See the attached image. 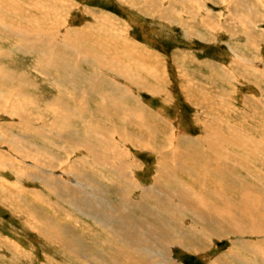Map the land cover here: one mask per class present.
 I'll use <instances>...</instances> for the list:
<instances>
[{"label":"rangeland","instance_id":"obj_1","mask_svg":"<svg viewBox=\"0 0 264 264\" xmlns=\"http://www.w3.org/2000/svg\"><path fill=\"white\" fill-rule=\"evenodd\" d=\"M4 1H7V0H4ZM24 1H25V3H24ZM29 1H30V3H28ZM71 1H73V2H71ZM147 1H149V3H151L150 6H149V3ZM172 1H174L176 4H174V2H172ZM180 1H182L183 3L180 2ZM140 2H143V3H140ZM33 3H35L36 7H35V5ZM72 3H74V4H72ZM189 3H191L193 6L191 4H189ZM236 3H237V5H236ZM83 4H87V5H83ZM161 4H162V6H161ZM17 5L18 6H23V8L20 7L19 10H18V8L16 9ZM189 5H191V6H189ZM184 6L186 8L182 9L181 7L184 8ZM250 7H252V8H250ZM2 8L3 9L5 8V9L3 10ZM38 8H39V10H38ZM74 8H76V9H74ZM77 8L80 9V10H78ZM172 8H173V10H172ZM27 9L32 11L33 14L32 13H27L26 12ZM131 9H132V11L134 10L133 13L130 12ZM197 9L198 10L200 9V10L198 11ZM181 10H184V11H181ZM225 10H226V12H225ZM15 11H17L18 13H16ZM48 12H49V14H48ZM170 12H171V14H170ZM230 12H232V13L230 14ZM0 13H1L0 14V25H3V26H10V25L11 26H18V27H19V25L23 26V27L27 26V28H31V29H29L28 33L37 32L36 30H38L40 28H41V30L50 29V30L54 31V33H52V34H60V36H62L63 38H66V39L70 40L71 43L73 42L74 45H75L76 41L81 42V40H79V39H82L83 41L85 40L84 41L85 45L81 44L80 46L81 47L84 46V50L87 49L88 50L87 52H89L90 54L93 53L92 55H95V57L97 56L96 58L103 57L100 60L102 61V63H101L102 66H103V63H105V65L102 67L104 72H107L112 77L116 76V78H118V83L119 84L123 83V84H125L127 86L126 88L122 89L123 92L121 90L119 91L118 99H119L120 95H123V98L125 99L124 102H126L128 105H129V103H131L133 105L134 104L137 105L136 100L135 99H131L132 98L131 97L132 94L127 91L128 87H130L132 89L134 95H137V98L139 99V100L138 99L137 100L141 103V104H138V105H141L140 107H145V111H144L145 114L148 115L150 111H153L152 113L151 112L150 113L153 114L156 117L158 116V119L163 118V120L160 121L161 124H163V122L166 123V124L168 123L170 128L172 127L173 129H176V131L177 132L179 131L181 134L184 132L183 135L185 137L190 138V140L194 139L195 137H196L195 138V140H196L199 137L201 138L204 134L206 135L205 137L203 136V138H201L203 140L202 142L200 140L198 141L199 142L198 145L190 144L192 146H189L190 149L187 151V153H186V151H182L185 148V146H184L185 144H183V145L179 144L180 148L182 146L181 150L180 149L178 150L180 152V154H176L177 152H175L174 150L169 151L170 153L168 152V156H167L168 159L165 158L161 162L162 163L166 162L170 169L173 168V167H174L173 169H175L178 166L184 165L185 161H186L185 158L187 160H191L193 158L192 161H193V163H194L193 165L195 167L200 168L203 165L202 168L204 170H205V168L208 167V169L205 170L206 172L209 171L210 169H211L210 171L217 170L215 165L220 162L221 167L224 166L223 168L226 169V172L229 170V172H228V174H229V176H228L229 177L228 178L229 184L225 185V186L224 185L222 186V191H223L222 193L226 194L225 196L228 197L229 199L233 200V198H234V201H236L237 203H242L243 202V199H242L243 195H242V193H240L237 190L236 185L238 186V184H239V186H244V185H249L250 184V186H252V185L256 186V184H257V186H256L257 188H259V187H260V189L264 188V185H263L264 184V180H263L264 179V158H263L264 157L263 156L264 155V129H263L264 126H262V125H264V83H263L264 82V75H263L264 74V71H263V69H264V66H263L264 65V63H263L264 62V0L263 1H261V0L260 1L259 0H235V2H234V0H231V1L230 0L229 1L228 0H224V1L223 0H196V1L195 0H188V1L187 0L186 1L185 0H178V1L177 0H164V1H162V0H8V3H3L2 4V2H0ZM75 13H76V15H75ZM135 13H137V14L135 15ZM177 13H179V14H177ZM187 14H188V16H187ZM14 15L16 16V18H15ZM71 15H73V16H71ZM243 15H245L244 18L245 17L247 18V19H245V21L243 19ZM14 18H15V20H14ZM172 18H174V19L172 20ZM219 18H220L221 21L219 20ZM74 19H76V20H74ZM30 20H32V21H30ZM150 20L152 22H150ZM67 21H68V23H67ZM76 21H77V23H76ZM172 22L175 23V24H173ZM234 25H235V27H234ZM72 26H74V27H72ZM228 26L229 27L232 26V27L229 28ZM69 27H71V28H69ZM186 27H189V28H186ZM0 28H1V26H0ZM225 29H227V30H225ZM0 30L2 31V32H0V41H1L0 42V46L3 47V49H7V51H12V52H9V53H11V55L13 54L12 57L14 56L13 57L14 60L10 56V57H7L8 59L5 58L1 62L4 63V65H6L7 68H9V69L12 68V70H15V72L17 71L18 75L21 74V73L23 74L25 72V75H28V78L36 86V87H34L32 89H31V87L26 89L25 93L28 94L32 90L34 92V94L39 97V99L41 101L40 105H44L45 103H49V102H56V99H57V102H59L61 100V98L65 99V101L67 103L66 105H68L67 107H71L72 105L75 104L74 106L76 108L75 107L73 108V106L71 108L74 110V114L75 115L78 114L80 116L78 118L76 116H74L76 118V120H75L76 124L78 123L76 126L79 127V128H77V127H75V128L78 131H80V132H78V134L82 135V136L89 135V134H91L89 132L93 130V134H95V136H93V137L89 136V137H91V139L89 141L87 140V144H88V146H94L95 145L94 148L97 149L98 153H97L96 156H93V157L90 154L88 155L87 153H85L84 154V157H85L84 165L87 168H89V170L94 166L92 168V170H97V171H94L93 174L94 175L96 174L97 178L99 180L102 179L100 181L103 183V185H105L107 187L106 188V192H107V190H109V192H108L109 195L108 196L111 197V200L114 199V201H112V202L115 203V201L119 200V203H121L122 197L125 196V195H122L121 187L116 186L117 183L115 182V180L117 179L118 175L115 174V171H114L113 168L117 164H123L124 165V163H127L125 165L129 166V162H132L134 160L135 163L133 165H136L135 168H131L130 166H129V168L125 167L126 168L125 170H127V171L129 170V171L133 172L131 174H128V176L130 177V179L132 178V180L135 178L136 181H135V179L133 181L137 182L141 186L150 185V183L153 182V177H154V175L156 173V169H157L156 164L162 158L161 155H158L155 152H153V150L150 151L149 149H142V150L140 149V150H138V149L135 148L137 146H135L133 144L134 146L133 145H129L130 149H131V153H129V156H127L128 158L127 157L124 158V160H126V158H127L128 161H124L122 159V161L120 163V159L116 155H114V154L112 156H109L107 154L105 155L106 151L102 147L103 145L100 144L101 136L99 135V133L95 129L96 125H98V124L100 126L102 125V126H105V127H106V125H108L110 128H112V127L117 128L119 133H121V131H122L121 128L125 127L128 124V123H126V121L131 119V118L128 117V118H126V121L124 120V117L126 116V111H124L125 109L123 108V110H122L121 106L120 107H116L115 101L111 102V104L109 105L111 109H106L105 108V106H106L105 98L102 97V99H101V97L98 96V94L96 95L95 93H91L90 89L87 87L85 89V92L88 91V93L90 95H88L89 97L87 96V99H84V101H87V104H88L87 106H88L89 110L88 109L84 110V109L80 108L83 111L84 114L82 113V111L78 110L79 109V105H80L81 102L76 103L73 95L76 96L77 93H78V95L82 96V94H81V93H83L81 91L82 88L76 90L72 85L68 84L69 81H67V78L68 77L70 78V76H69L70 72H67L66 70L69 67H72L74 69L79 68L83 72V74L85 76H91V74H92V76L94 75L95 78H96V70H97V68H95L96 66L92 62L88 61V59L86 61L82 60L81 57H79V51L77 50V47H75L76 49L75 48L74 49H72V48L69 49V45H68L67 48H64L63 46L66 43L64 41H61L63 44H55L53 42V45L50 48H48L50 50L49 52H46L45 49L42 46H39V47L36 48V51L39 52L38 54H36V52L35 53L34 52H31V53L30 52H28V53L23 52L21 49H19L17 47L19 42H18V39L16 37L12 38L10 36V34L4 33L3 31H5V30H3V28H1ZM237 30H239V33H238ZM62 31H63V33H62ZM120 31H122V32H120ZM227 31H229V33ZM235 31L238 34H236ZM83 32H85V33H83ZM110 32H111V34H110ZM147 32L148 33L150 32V33L148 34ZM245 34H247V35H245ZM109 35H111V36H109ZM120 35L122 37H120ZM113 36H115V37L113 38ZM133 36H135V37L132 38ZM109 38H111V39H109ZM104 39H105V41H104ZM133 40H134V42H133ZM140 44L143 45V46H141ZM91 45H93V46H91ZM255 46H257V47H255ZM126 47H130L131 48V49L127 48V49H129V54L126 53V51H127V49H125ZM250 47H251V49H250ZM9 48H11L13 50H11ZM63 48L67 49V50H64ZM152 48H154V49H152ZM231 48H234V49H231ZM135 49H137V51H139V52L135 51ZM71 51H72V53H71ZM154 51H155V54H154ZM233 51H235L234 54H233ZM45 52H46L45 55L47 56V60H45V57L43 56L44 57L43 58L42 55H41L42 53H45ZM54 52L56 54L60 55L61 61H60L59 66L66 65V70H65V72H63L65 76L61 75V74H63L62 72H60V74L57 75V72L52 67H49L46 63H44V60L46 62L47 61L49 62V60H50V62H49L50 64H52V62L58 61V57H56ZM111 53L114 54V55H112ZM184 53H186V54L184 55ZM251 53H252V55H251ZM27 54H29V55H27ZM194 54L196 56H194ZM149 55H151V57ZM174 55H176V56H174ZM183 55L185 56L184 58H183ZM24 56H26V57H24ZM48 56L50 58H48ZM74 56H75V58H74ZM163 56L167 59V60L165 59L166 62H163V60H164ZM52 57H53V59H52ZM247 57H249V58H247ZM54 58H55L56 61L54 60ZM156 58L159 59V60H156ZM186 58H188V59H186ZM152 59H154V60H152ZM155 60L157 61L158 64L156 63ZM194 60H196L198 62H196V61L193 62ZM246 60L250 61V62H253V64H250V63H247V62L244 63V61H246ZM112 61H113V63H112ZM201 61H204V62L201 63ZM175 62H176V64H175ZM186 62H188V63H186ZM106 63H107V66H106ZM149 63H151V65ZM162 63H164V65ZM10 64H11V66H10ZM88 64H90V65H88ZM174 64H175V66H174ZM208 64H210L211 66L208 65ZM258 64H260L261 66L258 65ZM181 65H183V66H181ZM146 66H147V68H146ZM185 66L189 67L188 68L189 70L188 69L186 70L187 67H185ZM152 67H153V69H152ZM162 67H163V69H162ZM209 67H211V68H209ZM216 67H217L218 70L217 69L215 70ZM104 68L105 69H110V70L113 69V68H115V69L112 70V72H111L110 70L107 71ZM131 69L132 70H137L139 72L140 78L143 77L146 81H148L147 79H149L148 82H150V80H151V82H154L155 80H158L161 83V86L163 87V90L161 89L163 92H159L160 91L159 90L158 93H161V94L158 95L156 93L154 95L151 92L152 88L150 87L151 88L150 89L147 84H146V88L144 90L143 88L134 87L133 85H131L127 81L124 82V80H126L127 77H123L122 78L121 74L125 73V72H128ZM183 69H185V70H183ZM115 70H117L118 73ZM151 70L152 71L153 70H157L158 72L157 71H153L152 72ZM177 70L178 71L181 70V71L179 73H177L178 72ZM47 71H49V72L47 73ZM58 71H61V69L58 68ZM120 71H122V72H120ZM195 71H196V73H195ZM200 71H202L204 74L203 75L200 74L201 73ZM42 72H43V74H42ZM191 72L194 73V74H192ZM151 73H152V76H147V75H151ZM154 75L155 76L158 75L159 77L158 76L155 77ZM94 76L92 78H94ZM167 76H168V78H167ZM225 76H226V78H225ZM59 77L60 78L66 77V79L59 80ZM185 78H187V80L189 78L188 82L190 84L187 83V80ZM198 78L201 79V80L199 81ZM229 78H231V79H229ZM190 79H193L194 81L190 80ZM94 80H92V81H94ZM55 81L56 82H60V83L63 84L64 87L61 88L62 90L57 89L58 86L54 83ZM88 81H90V80H88ZM167 81H168V83H166ZM78 82H80V83H78ZM99 83H103V81H100ZM217 83H219V84H217ZM76 84H78V87H81V85H83V87L85 86V82H83L82 80L81 81H75V86H76ZM200 84H201V87H200ZM87 85H90V84L87 82L86 86ZM164 85H166V86L164 87ZM203 87H204V89H202ZM230 88H232V89H230ZM138 89L139 90L141 89V91H139ZM205 90H206V92H205ZM227 90H228V92H227ZM225 91H226V93H224ZM229 91L232 92V93H230ZM142 93H143V95H142ZM150 93H152V94H150ZM204 93L205 94L207 93V94L205 95ZM218 93L219 94L222 93V94L219 95ZM93 96L94 97L96 96V97L93 98ZM214 96H215V98L213 99ZM53 97H54V99H53ZM57 97H59V98H57ZM82 97L85 98L86 94L84 93ZM155 97H156V99H155ZM199 97H201V98L199 99ZM202 98H205V99H202ZM224 98H226V99H224ZM228 98H229V100H228ZM67 99L69 101L70 100L71 101L69 102V101H67ZM140 99H142V100H140ZM197 99H198V101H197ZM82 100L83 99H81V101ZM152 100H153V102H152ZM226 100H227V103L229 105L226 103ZM97 101H98V103H97ZM148 101H150L151 104H149ZM190 101L192 102V104H190L191 103ZM201 101H203V102L201 103ZM101 102H104V103L102 104ZM204 102H206V104ZM207 102H208V104H211V102H212V104L214 103V105L217 107V109L215 111H211L209 106L207 107V105H208ZM203 103L205 104V106L203 108L204 110L201 109L203 107V105H204ZM193 105H195V106H193ZM165 106H167V107L165 108ZM230 106L232 108L234 107L233 108L234 110ZM122 107H123V105H122ZM205 107L210 112V114L205 113ZM3 109H4V107H3ZM224 109L227 110V111H225ZM114 110H115V113H114ZM75 111L76 112L79 111V112L75 113ZM191 111H192V113H191ZM97 112H98V114H97ZM229 112H231L232 114L229 113ZM0 113H2V111H0ZM194 113H196V114H194ZM46 114H49V113H46ZM80 114H82V115H80ZM212 114H213V116H212ZM100 115L103 118L100 117ZM195 115H196V117H195ZM220 115H221V117H219ZM230 115H233V116H230ZM30 117L34 119L36 116H30ZM46 117H47L46 115H43L39 122H36V123H34V125H32V128H34V129H32L33 130L32 132H31V130H29L30 132L27 131V129H24L23 127H21L19 125H14V127H12V128L15 130V133H18V132L22 131V133L25 136H27V134L38 133V130L40 131V133L49 135V132L47 130L46 131L48 133L45 132V130H44L45 127H43L42 129L40 127H38L40 124L46 123V121H45ZM49 117H47V120H50L52 118V115L49 114ZM83 117H85V118L83 119ZM4 118L6 119L5 116H0V120H1L0 121V127L1 128H9V126H8L9 121L15 120L16 123L19 122V119L17 117H15V118H13V119H11L9 121H5ZM97 118H98V121H97ZM104 118H106V119H104ZM203 118H204V120H203ZM102 119H104V120L101 121ZM201 120H203V121H201ZM167 121H169V122H167ZM227 121L230 122L231 124H225V123H227ZM239 121L240 122L242 121V123L240 124ZM85 122L86 123L88 122V123L86 124ZM90 122L93 123V124H91ZM218 123H219V126H218ZM245 123L247 125H252L253 127L252 126H245V128H246L245 129L244 127H242V126L246 125ZM35 124H38V125H35ZM88 124H91V127H90V125L88 126ZM129 124H131V123H129ZM129 124L127 126L128 129H130V126H131ZM184 124H185V126H184ZM202 124L205 125L204 129H202V127H201ZM237 124L238 125L240 124L239 127H238ZM70 125H72V123ZM215 125L218 126V128ZM33 126H35V127H33ZM86 127L88 128V130H87ZM199 127H200V129H199ZM127 128H125V130H126L125 133L128 136L129 135L132 136L128 132ZM254 128H256V129H254ZM81 129H84L83 132H82ZM94 129H95V131H94ZM34 130H36V131H34ZM233 130H236V131H233ZM200 131H202V132H200ZM214 131H216V132H214ZM229 131H231V132H229ZM96 132L98 133L97 136H96ZM206 132H207V134H206ZM236 133H237V136L241 134L240 136L245 141V142L244 141L242 142L244 147L247 146L246 143H248V146L245 147V148L246 149L250 148V150H251L250 152H252V154H249L250 152H247V153L244 154L242 152V148L239 149V147L236 146V145L234 147V144L232 143L233 141H231L229 144L225 143V141H224L223 144H222L223 140L217 139V138H220L221 136L223 137L224 136L223 134L228 135V136H234V134L236 135ZM216 134H217V136H216ZM231 134H233V135H231ZM0 135H1V133H0ZM1 136H3L2 137L3 139H8L6 134L5 135H1ZM8 136H10V134H8ZM190 136H193V137L191 138ZM211 136H216V137L214 138V137H211ZM218 136H220V137H218ZM50 137H51V139H53L52 135H50ZM98 137H100V138H98ZM32 139H33L34 142H36V143L38 142V144H40V141L38 140L37 136L32 137ZM213 139H215V140H213ZM93 140H94V142H93ZM206 140H207V142H205ZM250 140H252L253 146H252V142H250ZM219 141H221V143ZM209 142L210 143L212 142V143L210 144ZM217 142L220 143V144H218ZM249 142H250L251 145H249ZM116 143H117V140H115L114 144L117 145ZM160 144H161L160 143V139H157V144H155V147L157 148V146H160ZM207 144H208V146H207ZM209 145H210V147H209ZM211 145H214L215 147H213ZM4 146H5L4 142L1 141V139H0V153L4 152V156L5 157H11V162H15L14 160L16 158L12 157L13 156L12 153L6 152L7 150L4 149ZM61 146H63V145H61ZM193 146H195L196 149ZM250 146H252L254 148V150ZM50 147H52V146H50ZM220 147H222V148H220ZM237 147H238V150H237ZM200 148L202 149V151H201ZM211 148H212V150H210ZM222 149H225L224 151L227 154ZM226 149H228V150H226ZM57 150H58L57 148H52V151H56V154L59 155L57 159L55 158V160H54L55 162L54 163L53 162L52 163L51 162L48 163V162L43 161V159H40L38 157H34L33 161H35V163L32 165V168L34 169V171L37 172V174L40 173V175H43L42 180H40L41 178H35L34 180L33 179H28L26 181H23L26 185L24 186L23 189H21V191L23 193V192H25V190H24L25 188L31 189L32 187L40 189L41 193L44 194V196L41 194L43 196V198H39L36 195L34 196V194L31 193L30 190L29 191H30L31 194L29 193V191H27V193L25 192L23 194L26 195L29 198L31 197V199H29V200L34 202V203L36 202L35 204H38L36 206H38L39 208L40 207L42 208V204H44L43 205V207H44L43 209L46 210V208H47L46 212L50 211L49 213H51L53 216H54V214H55V217H56V215L59 216V217H56V218L64 221L65 223H68V225H71V228L76 232V234H80L82 232L81 233V236L83 235V237H82L83 240L82 241H84L86 239L84 241L86 243H83V245L87 244L88 248L87 247L86 248H81V247L76 248L75 245L71 242V238L72 237H70L68 240H66L64 237H60V240H62V241H59L58 240L59 236L57 238V237H55L54 234H51V236H47V238L42 237L41 235L38 234V232L36 230H34V227L32 226L33 225V221L32 220H33L34 216L30 217L28 215V212H29V209H27L28 207H25V205H23L22 203H19V202L15 201V200H12L11 197H8L7 199L3 200L4 202H0L1 203L0 204V264H14V262L16 264H20V263L21 264L22 263L23 264H73L75 262L77 264H85L84 262H86V264H87V262H89V264H95V263L96 264H102V262L104 260H105L104 261L105 263L103 262V264H115V263L116 264H132V261H135V259L130 260L128 258V256H126V254L130 255V253L127 252L125 254V251H124L125 250V246H122V244L119 243L117 241L116 237H115V236H117L116 235L117 233H116V231H114V229L115 230H117V229L114 226H113L114 229H113V227L108 228L107 225H106V228H107L106 231L107 232H105L104 230L106 228H102L101 227L102 224H101L100 219H99V221H100L99 222L98 219L96 218L97 216L99 217L101 215V211H103L102 209H99L100 207H99V203L98 202H102L104 200V197H101V195L98 194L99 190L95 189V188L94 189H88V190H87V188H84V189L80 190L77 187V185H74L75 189L71 190L70 188L65 186V184H63V183L59 184L57 181L53 180V178L51 177L52 176L51 172L46 174V171H48V170H55V171L58 170L57 172L61 171V168H63L62 166L59 165V163H62V162H60L61 160L63 161V164L65 163V160L67 161V163L69 162L67 166H69L71 164V160H70L71 156L68 157L62 151L58 150V152H57ZM102 150L105 151V152H103ZM214 150L215 151H217V150L219 151L220 150L221 152L222 151L223 152L219 154L218 151H217V154H216V152ZM1 151H3V152H1ZM191 151H193L194 153L191 152ZM206 151L207 152L209 151V152L207 153ZM261 151L263 153H261ZM200 152H202V155L200 154ZM228 152H230V153L228 154ZM231 152H232L233 156L230 155ZM240 152H241V154H240ZM70 153H71V151H70ZM100 153H101V155H100ZM181 153H182V155H181ZM212 153H214L213 157H212ZM253 154L257 156L255 158L256 160L253 159V157H254ZM259 154H261V156H259ZM72 155L75 156V155H78V153L75 152V154H72ZM228 155H229V157H228ZM155 156L156 157L158 156V158H160V160L158 158L156 159ZM190 156H192V157H190ZM231 156H232L233 159L231 158ZM243 156H244V158H242ZM59 157H60V159H59ZM63 157H65V158H63ZM171 157H172V159H174V161L171 160ZM177 157L179 159H177ZM189 157H190V159H189ZM106 158H108V161H106ZM132 158H133V160H132ZM139 158H140L141 161L139 160ZM215 158H218V160H216ZM219 158H221V159H219ZM194 159H195L196 162L194 161ZM236 159H237V161H236ZM244 159H246V160H244ZM177 160H179V161L177 162ZM183 161H184V164H182ZM217 161H219V162H217ZM262 161H263V163H262ZM39 162H42V163H39ZM106 162H107V164H106ZM199 162H201L202 164L199 163ZM246 162H248V163H246ZM97 163H99V164H97ZM190 163L192 164V162H190ZM242 163L244 165H242ZM245 163L247 164V166H246ZM141 164H142V166H141ZM207 164H208V166H207ZM209 164H211V165L209 166ZM18 165L19 164H15V167L17 168ZM103 165L105 166V169H104ZM219 165H217V166H219ZM5 166L6 165L0 159V173L4 174V173L8 172V170L4 169ZM96 166H97V168H96ZM108 166L111 167L112 169L111 168L108 169ZM261 166H263V167H261ZM64 167H66V166H64ZM40 168L41 169L43 168V171ZM212 169H214V170H212ZM237 169H239V170H237ZM92 170H90V171L92 172ZM202 170L201 169L199 170V174L202 172ZM205 171H204V173H205ZM236 171H237L238 174L236 173ZM98 172L100 174H98ZM109 172L110 173L112 172V173L110 174ZM249 172H250V174H249ZM179 173H180L181 176H183L186 179H188V174H186L184 171H182V173H184V174H182L181 171H179ZM54 174H56V176L58 175V173H55V172H54ZM107 174L110 175V177L107 176ZM112 174L115 175L114 178L111 176ZM235 174H237V175H235ZM255 174H256V176H255ZM98 175H100V176H98ZM261 175H263V176H261ZM257 176L259 177L258 179H257ZM7 178L9 180L12 179V181H13L14 176L11 175L10 173H7ZM252 178H254V179H252ZM195 180H197V179H195ZM231 180H233V181L235 180L233 185H234V187H236V189L234 187H230L229 186L230 183L233 182ZM42 181H46V182H43L45 184H42ZM160 181H161V178H160ZM198 181H199V179H198ZM29 182H31V183H29ZM203 182H204V184L206 186L208 185L207 187H210V188L213 187V188H217V189L221 188V186H219L220 183H218L216 180H212V179L210 180V178H206L205 180H203ZM203 182L201 183V185L203 184ZM216 182H217V184H216ZM260 182H262V183H260ZM57 183H58V185H57ZM174 183L171 184L172 187L174 185L176 186V183L175 184ZM194 183L195 182L193 181L192 184H194ZM198 186H199V182H198ZM129 187H130V198H132V199H136V198L140 199L141 197H145L146 196V193L141 192V190L137 189L135 186H129ZM65 188H66V190H65ZM229 188L230 189L232 188V189L230 190ZM7 189L10 190V194L11 195L15 194L14 190L13 189L11 190L10 186H7ZM70 190H71V192H70ZM118 190H120V192ZM60 191H61V193H60ZM73 191H74V193H72ZM84 191H86L87 193H85ZM69 195H70V197L71 196L72 197L71 198L68 197ZM76 195H78L77 198H76ZM235 195H236V197H235ZM56 198H57V201H59V202L55 201ZM84 198L87 200V203H85L86 200ZM101 198H103V199H101ZM119 198H121V199H119ZM65 199H67L69 201H67ZM72 200L74 202L76 200H78V201H76V203H74ZM10 201H12V202H10ZM46 204H48L50 207L46 206ZM55 204L57 205V207H56ZM127 204H129V202H126L125 204H123V206L126 205L125 207H127ZM58 206L61 207V208L59 207L61 210L58 208ZM86 206H87V208L85 210ZM57 208H58L59 211L56 210ZM104 208H105L104 209L105 211L103 212V215L100 217L101 219H103V216L105 217V215H107V213H105V212L110 213L115 218L118 217L119 213H117V212L115 213L114 209H112L110 206H104ZM65 209H67L68 211L65 210ZM124 210L126 211L127 209L125 208ZM255 210H257V209L253 208V210H251L250 213L254 215L255 214ZM26 211H27V213H25ZM64 212L67 213V214L65 215ZM70 212L72 214H69ZM122 212H123V210H122ZM59 214L61 215V218H60ZM93 214H95V215H93ZM140 214H141V211L137 212L138 216ZM62 216L64 217V219H62L63 218ZM189 216L190 215H188L187 218L184 217V220L187 221V224L190 221H193V218H194V217H189ZM25 217L27 218V220H26ZM73 218L75 220H77V221L75 222V220ZM66 219H67V222H66ZM189 219H191V220L189 221ZM84 220H86V221H84ZM81 222L84 223V224H82ZM20 228H21V230H20ZM77 230H79L80 232L77 231ZM74 231H71V232L75 233ZM27 233H28V235H27ZM87 233H89V234H87ZM106 236L108 238L107 240H106ZM111 236H113V237H111ZM261 237L255 236V234L254 235H245L244 237L243 236L234 237V236H231V235H229V236L223 235L220 239H214V241H212V243H211L212 246L210 245V247H209L208 246L209 244H208L207 248H204V250H201V252H192V251H188L187 252V251H185V250H183L181 248L174 247V249H172V251H169V254L171 255V258L174 259V260H177L178 263L182 262V260H183V262H184L183 264H217V262H219L223 258L226 259V261L222 260L221 263L219 262L220 264H234V263L235 264H245V262H244L245 260H246V264H248V263L249 264H264V260H263L264 259V248H263L264 247V237L263 236H261ZM102 239H104L105 241L102 240ZM115 239H116V242H115ZM155 239L156 238H154V240ZM108 240H109V242H108ZM56 242H58L59 244L56 243ZM61 242H63V243H61ZM113 243L115 245L116 244H118V245L115 246ZM66 244H67V246H65ZM232 244H234V246ZM58 245L62 246V247H59ZM71 245H72V247H71ZM106 245H107V247H106ZM235 245H236V247H235ZM119 246L121 247V249H120ZM35 247H38L39 249H37ZM46 247H48V249ZM149 247H155V254L156 255H160L161 247H164V246L159 244L158 242H155V243L152 242V244L149 245ZM51 248H52V250H51ZM14 250H15V252H14ZM47 250L49 252H47ZM63 250H64V252H63ZM77 250L80 253H78ZM230 250H232V251L235 250L234 251V254H235L234 257H230V256L227 255L228 251H230ZM244 250H246V251H244ZM116 251H117V253H116ZM36 252H37V254H35ZM83 252L85 253L86 256L84 255ZM102 252H103V255H102ZM236 252L239 253V254H237ZM252 252H255V253H252ZM221 253H222V255H221ZM46 255H48V257ZM64 255H65V257L63 258ZM83 256H85L86 258L83 257ZM239 256L243 257V259H241ZM94 257L96 259H94ZM100 257L103 258V260ZM162 257H163V255H161V257L158 256L159 260L163 261L164 259ZM19 258H20V260H19ZM70 258H73V259L70 260ZM131 258H133V257H131ZM228 259H229V261H228ZM18 260L20 262H18ZM21 260H22V262H21ZM46 260H48V261H46ZM108 260H110L111 262L108 261ZM174 260H170V261L172 263H175ZM241 260H243V261H241ZM92 261H93V263H91ZM107 261H108V263H107Z\"/></svg>","mask_w":264,"mask_h":264},{"label":"bare ground","instance_id":"obj_2","mask_svg":"<svg viewBox=\"0 0 264 264\" xmlns=\"http://www.w3.org/2000/svg\"><path fill=\"white\" fill-rule=\"evenodd\" d=\"M164 1V0H162ZM178 1V0H177ZM186 1V0H185ZM188 1V0H187ZM196 1V0H195ZM224 1V0H223ZM229 1V0H228ZM231 1V0H230ZM260 1V0H259ZM263 1V0H261ZM0 2L3 3H8V0L7 1H4V0H1ZM13 2V1H12ZM32 2V1H31ZM73 2V1H71ZM77 2V1H76ZM75 2V3H76ZM86 2V1H85ZM145 2V1H144ZM149 3V1H147ZM174 2V1H172ZM182 2V1H180ZM235 2V0H234ZM245 2V1H244ZM14 3V2H13ZM25 3V1H24ZM30 3V1L28 2ZM63 3V2H62ZM79 3V2H78ZM140 3H143V2H140ZM147 3V4H148ZM183 3V2H182ZM185 3V2H184ZM201 3V2H200ZM261 3V2H260ZM15 4V3H14ZM35 5V3H33ZM68 4V3H67ZM74 4V3H72ZM146 4V3H145ZM166 4V3H165ZM174 4H176L174 2ZM187 4V3H186ZM191 4V3H189ZM198 4V3H197ZM196 4V5H197ZM232 4V3H231ZM245 4V3H244ZM258 4V3H257ZM20 5V4H19ZM83 5H87V4H83ZM151 5V3H149V6ZM156 5V4H155ZM164 5V4H163ZM173 5V4H172ZM192 5V4H191ZM189 5V6H191ZM206 5V4H205ZM237 5V3H236ZM3 6V5H2ZM162 6V4H161ZM193 6V5H192ZM198 6V5H197ZM7 7V6H6ZM23 6H16V9ZM36 7V5H35ZM85 7V6H84ZM120 7V6H119ZM131 7V6H130ZM146 7V6H145ZM171 7V6H170ZM169 7V8H170ZM201 7V6H200ZM31 8V7H30ZM40 8V7H39ZM38 8V10H39ZM83 8V7H82ZM161 8V7H160ZM182 9H185L186 7L184 6L181 7ZM202 8V7H201ZM200 8V9H201ZM244 8V7H243ZM252 8V7H250ZM257 8V7H256ZM3 9V8H2ZM5 9V8H4ZM3 9V10H4ZM11 9V8H10ZM76 9V8H74ZM78 9V8H77ZM85 9V8H84ZM199 9V10H200ZM228 9V8H227ZM245 9V8H244ZM17 10V11H18ZM26 10V9H25ZM44 10V9H43ZM80 10V9H78ZM160 10V9H159ZM173 10V8H172ZM188 10V9H187ZM193 10V9H192ZM198 10V9H197ZM198 10V11H199ZM9 11V10H8ZM17 11H15L16 13H18ZM76 11V10H75ZM85 11V10H84ZM134 11V10H133ZM132 9L130 10L131 13H133ZM176 11V10H175ZM181 11H184V10H181ZM203 11V10H202ZM205 11V10H204ZM207 11V10H206ZM13 12V11H12ZM27 13H32V11L28 10L26 11ZM43 12V11H42ZM46 12V11H45ZM143 12V11H142ZM168 12V11H167ZM226 12V10H225ZM258 12V11H257ZM15 13V14H16ZM26 13V14H27ZM40 13V12H39ZM83 13V12H82ZM139 13V12H138ZM146 13V12H145ZM223 13V12H222ZM232 12H230L231 14ZM241 13V12H240ZM246 13V12H245ZM1 14V13H0ZM31 14V15H32ZM46 14V13H45ZM49 14V12H48ZM95 14V13H94ZM103 14V13H102ZM137 13H135L136 15ZM166 14V13H165ZM171 14V12H170ZM179 14V13H177ZM184 14V13H183ZM182 14V15H183ZM244 14V13H243ZM76 15V13H75ZM144 15V14H143ZM149 15V14H148ZM175 15V14H174ZM190 15V14H189ZM241 15V14H240ZM15 16V15H14ZM22 16V15H21ZM27 16V15H26ZM73 16V15H71ZM157 16V15H156ZM188 16V14H187ZM186 16V17H187ZM238 16V15H237ZM245 15H243V19L245 21V19H247L246 17L244 18ZM19 17V16H18ZM30 17V16H29ZM105 17V16H104ZM107 17V16H106ZM146 17V16H145ZM221 17V16H220ZM16 18V16H15ZM14 18V20H15ZM24 18V17H23ZM40 18V17H39ZM55 18V17H54ZM88 18V17H87ZM111 18V17H110ZM226 18V17H225ZM255 18V17H254ZM258 18V17H257ZM256 18V19H257ZM73 19V18H72ZM71 19V20H72ZM78 19V18H77ZM139 19V18H138ZM174 18H172L173 20ZM196 19V18H195ZM194 19V20H195ZM59 20V19H58ZM76 20V19H74ZM88 20V19H87ZM188 20V19H187ZM209 20V19H208ZM220 20V18H219ZM234 20V19H233ZM238 20V19H237ZM241 20V19H240ZM18 21V20H17ZM16 21V22H17ZM32 21V20H30ZM89 21V20H88ZM143 21V20H142ZM165 21V20H164ZM189 21V20H188ZM221 21V20H220ZM219 21V22H220ZM251 21V20H250ZM106 22V21H105ZM137 22V21H136ZM150 22H152L150 20ZM167 22V21H166ZM165 22V23H166ZM238 22V21H237ZM249 22V21H248ZM66 23V22H65ZM68 23V21H67ZM66 23V24H67ZM77 23V21H76ZM108 23V22H107ZM141 23V22H140ZM173 23V22H172ZM179 23V22H178ZM214 23V22H213ZM212 23V24H213ZM226 23V22H225ZM230 23V22H229ZM245 23V22H244ZM13 24V23H12ZM29 24V23H28ZM57 24V23H56ZM75 24V23H74ZM175 24V23H173ZM233 24V23H232ZM35 25V24H34ZM47 25V24H46ZM51 25V24H50ZM118 25V24H117ZM186 25V24H185ZM204 25V24H203ZM211 25V24H210ZM231 25V24H230ZM1 28H3V31L4 33L6 34H10V36L12 38H17L18 39V45L17 47L19 49H21L23 52H36V54H38L39 52L36 51V48L39 47V46H42L46 52H49L50 50L48 48H50L52 45H53V42L55 44H63L61 41H64L66 42L64 44V48H67V46L69 45V49L72 48L74 49L75 47H77V50L79 51V57H81L82 60H87L92 62L97 68L96 70V78L94 76V78H92V74L91 76H85L83 74V72L79 69V68H72V67H69L67 70H66V65L64 66H59L60 64V61H61V58H60V55L56 54L55 52V55L56 57H58V61L56 62H52V64H50V60L49 62L45 61L47 60V56L45 55V53H42V57L44 56L45 57V60H44V63H46L49 67H52L56 72H57V75L60 74V72H65V70L67 72H70L69 76H70V80L67 78V81L68 84L72 85L76 90L77 89H81L82 88V96L83 94L85 93L86 94V97L83 98L81 95H73L74 99H75V102L76 103H80L79 105V111H82L80 108L84 109V110H89L88 108V104H87V101H84V99H87V96L90 95L88 93V91L85 92V89L88 87L90 89V92L91 93H95L96 95L98 94V96L105 98L106 100V106L105 108L106 109H111L110 108V104L111 102H114L116 103V107H120L121 106V109L123 110V108L125 109L124 111H126V116L124 117V120L126 121V118H131L130 120H127L126 123H131L129 125L130 126V129L127 128L128 124L121 128V133H119L118 129L115 128V127H112L110 128L108 125L105 126H100L99 124L96 125V131L99 133V135L101 136V140H100V144L103 145L102 147L104 148V150L106 151L105 155H109V156H112L113 154L116 155L119 159H120V163L122 161V159L124 160L125 157L129 156V153H131V149H130V146L129 145H135L137 147H135L136 149L138 150H142V149H149L150 151L153 150V152H155L156 154L158 155H161V160L160 158H158V156L156 157V159L158 158L160 161L157 162L156 166H157V169H156V173L153 177V182L150 183V185H146V186H141L139 185L135 179V181L132 180V178L130 179V177L128 176V174H131L133 172L131 171H127L125 170L126 168L125 167H128L129 166L131 168H135L136 165H133L135 162L132 158V162H129V166L125 165L127 163H124L123 164H117L113 169L115 171V174L118 175L117 179L115 180V182L117 183L116 186L118 187H121V190H122V195H125L124 197L119 198L121 199V203H119V200L118 201H114L111 200V197H109L108 195V192L109 190H107L106 192V186L103 185V183L100 181L102 179H98L97 178V175L93 174L94 171H97V170H92V167L90 170H92V172L89 170V168H87L84 163H85V157H84V154L87 153L88 155L90 154L92 157L93 156H96L97 155V149L94 148V146H88L87 144V140L89 141L91 139V137L89 136H95V134H93V130L90 131L89 135H79L78 131L75 127H77L76 125V118L74 116H76L77 118L80 117L78 114L75 115L74 114V110L71 108L73 106V108L75 107L74 105H72L71 107H67L68 105H66V101L65 99L61 98V100L59 102H57V99H56V102H49V103H45L44 105H40L41 101L39 99L38 96H36L34 94V92L31 90L30 93L26 94L25 91L26 89L30 88H34L36 87L35 84L28 78V75H25V72L22 74H17L18 72L15 70H12L7 68L6 65H4V63H2L1 61H3V59L7 58V57H12L11 53L9 52H12V51H7V49H3V47L0 46V111H2V113H0V116H5L6 119L4 118L5 121H9L15 117H17L19 119V122L16 123L15 120H12V121H9L8 123V126L9 128H1L0 127V133L1 135H7L8 139H3L0 135V139L1 141L4 142V149L7 150L6 152H10L13 154V158H16L14 161L15 162H11V157H5L4 156V150L1 151L3 153H0V159L1 161L6 165L4 169L8 170L7 173H10L11 175L14 176V179L12 181V179H8L7 178V173H0V202H4L3 200L4 199H7L8 197H11L12 200H15L19 203H22L23 205H25V207H28L27 209H29V212H28V215L30 217L34 216L33 217V227H34V230H36L38 232L39 235H41L42 237L44 238H47V236H51V234H54L55 237L58 238L59 241H62L60 240V237H64L66 240H68L70 237L71 238V242L75 245L76 248H86L88 245L85 244L83 245V243H86L83 240V235L81 236V233L80 234H76V232L71 228V225H68V223H65L64 221L56 218V217H59L56 215L55 217V214L54 216L49 213V212H46V210H44L43 208V205L42 204V208L36 206L38 204H35L34 202L30 201L29 199H31V197H27L26 195H24L23 193H27V191H31V193L34 194V196H38L39 198H43L44 194L41 193L40 189H37V188H34L32 187L31 189L29 188H25V192L22 193L21 189L24 188V186L26 185L23 181H26L28 179H35V178H41L40 180H42V177L43 175H40L37 174L36 171H34V169L32 168V165L35 163V161H33L34 157H38L40 159H43V161L45 162H48V163H54L55 161V158L57 159L59 155L56 154V151H52V148H57L59 151H62L63 153H65L68 157L71 156L70 160H71V164L69 166L67 161L65 160V163L63 164V161L61 160L60 162L62 163H59L60 166H62L63 168H61V171L57 172L55 170H48L46 171V174H48L49 172H51L52 174V178L53 180L57 181L59 184L60 183H63L65 184V186H67L68 188H70L71 190L75 189V186L74 185H77V187L82 190L84 188H87L88 189H98L99 190V195H101V197H104V200L102 202H98L99 203V209H102L103 211H101V215L98 217H96L99 221H101V224H102V228H106V225L108 228H111V227H115L117 230L114 229V231H116V239L119 243L122 244V246H125V254L128 252L130 253V255H127L128 258L130 260L132 259H135V261H132V264H183V260L182 262H177V260H174L171 258V255L169 254V251H172V249H174V247H178V248H181L185 251H192V252H201V250H204V248H207V245L210 247L212 241H214V239H220L223 235H231V236H234V237H237V236H245V235H254L255 236H263L264 237V188H257V184L256 186H250L249 185H244V186H238L236 185L237 187V190L242 193L243 197V202L242 203H237L236 201H234V198L233 200L232 199H229L228 197H226L224 193H222V186L224 185H228L229 184V180H228V172L229 170L226 172V169L221 167V164L219 161L218 164H216V168L217 170H214V171H205L208 169L205 168V170L200 167H195L193 164V161L192 159L191 160H187L185 157V164H184V161L182 162V166H178L176 167L175 169L173 168H169L167 163H162L161 161H163L165 158H167L168 156V152L169 151H172L174 150L175 152H177L176 154H180V152L178 151L179 149L181 150V148L179 147V144L180 145H183L185 144V148L182 150V151H187L190 149L189 146H192L190 144H193V145H198L199 144V140L202 142L203 140L201 138H203V136L205 137L206 135L204 134L201 138L199 137L198 139L195 140L194 139H191L188 138V137H185L183 135V133L181 134L179 131L177 132L176 129H173L172 127L170 128L168 123H164L161 124L160 121L163 120V118H160L158 119V116H154L153 114H151L153 111H150L149 114H145V107H140L141 105H138V104H141L137 98V95H134L132 89L130 87H128L127 91L130 92L132 94V98L131 99H135L136 100V103L137 105H133L131 103H129V105L124 102L125 99L123 98V95H120L119 99H118V94H119V91L123 88H126L127 86L125 84H119L118 83V78L115 77H112L111 75H109L107 72H104V70L102 69V67L105 65V63H103V66L101 65L102 61L100 59H102L103 57L101 58H96L95 55H92L93 53H89L87 52L88 50H84V46L81 47L80 45L84 44V41L82 39H79L81 40V42L79 41H76L75 42V45L73 44V42L71 43L70 40L66 39V38H63L62 36H60V34H52L54 33V31L50 30V29H44V30H41L38 29L36 30L37 32H34V33H28L29 29L31 28H27V26L23 27V26H3V25H0ZM53 26V25H52ZM58 26V25H57ZM56 26V27H57ZM61 26V25H60ZM130 26V25H129ZM154 26V25H153ZM190 26V25H189ZM238 26V25H237ZM243 26V25H242ZM247 26V25H246ZM30 27V26H29ZM65 27V26H64ZM74 27V26H72ZM113 27V26H112ZM121 27V26H120ZM222 27V26H221ZM229 27V26H228ZM232 27V26H231ZM229 27V28H231ZM235 27V25H234ZM239 27V26H238ZM0 28V29H1ZM66 28V27H65ZM71 28V27H69ZM110 28V27H109ZM115 28V27H114ZM186 28H189V27H186ZM185 28V29H186ZM205 28V27H204ZM217 28V27H216ZM223 28V27H222ZM226 28V27H225ZM43 29V28H42ZM91 29V28H90ZM93 29V28H92ZM142 29V28H141ZM241 29V28H240ZM40 30V31H39ZM130 30V29H129ZM151 30V29H150ZM189 30V29H188ZM227 30V29H225ZM229 30V29H228ZM61 31V30H60ZM75 31V30H74ZM77 31V30H76ZM131 31V30H130ZM149 31V30H148ZM215 31V30H214ZM213 31V32H214ZM232 31V30H231ZM238 33H239V30H237ZM0 32H2L0 30ZM66 32V31H65ZM79 32V31H78ZM77 32V33H78ZM122 32V31H120ZM126 32V31H125ZM186 32V31H185ZM229 33V31H227ZM234 32V31H233ZM56 33V32H55ZM61 33V32H60ZM63 33V31H62ZM67 33V32H66ZM85 33V32H83ZM116 33V32H115ZM127 33V32H126ZM125 33V34H126ZM148 33V32H147ZM150 33V32H149ZM148 33V34H149ZM189 33V32H188ZM194 33V32H193ZM211 33V32H210ZM221 33V32H220ZM236 33V31H235ZM236 33V34H238ZM241 33V32H240ZM250 33V32H249ZM96 34V33H95ZM109 34V33H108ZM111 34V32H110ZM103 35V34H102ZM115 35V34H114ZM117 35V34H116ZM131 35V34H130ZM234 35V34H233ZM242 35V34H241ZM247 35V34H245ZM68 36V35H67ZM111 36V35H109ZM232 36V35H231ZM230 36V37H231ZM78 37V36H77ZM80 37V36H79ZM115 36H113L114 38ZM120 37H122L120 35ZM135 36H133L132 38H134ZM235 37V36H234ZM11 38V39H12ZM108 38V37H107ZM106 38V39H107ZM112 38V39H113ZM236 38V37H235ZM102 39V38H101ZM111 39V38H109ZM118 39V38H117ZM116 39V40H117ZM136 39V38H135ZM199 39V38H198ZM202 39V38H201ZM214 39V38H213ZM103 40V39H102ZM115 40V41H116ZM119 40V39H118ZM207 40V39H206ZM74 41V40H73ZM105 41V39H104ZM233 41V40H232ZM1 42V41H0ZM10 42V41H9ZM12 42V41H11ZM125 42V41H124ZM134 42V40H133ZM208 42V41H207ZM237 42V41H236ZM89 43V42H88ZM94 43V42H93ZM111 43V42H110ZM118 43V42H117ZM209 43V42H208ZM246 43V42H245ZM109 44V43H108ZM107 44V45H108ZM137 44V43H136ZM142 44V43H141ZM140 44V45H141ZM229 44V43H228ZM254 44V43H253ZM112 45V44H111ZM114 45V44H113ZM227 45V44H226ZM250 45V44H249ZM5 46V45H4ZM15 46V45H14ZM13 46V47H14ZM89 46V45H88ZM93 46V45H91ZM143 46V45H141ZM146 46V45H145ZM12 47V48H13ZM86 47V46H85ZM150 47V46H149ZM237 47V46H236ZM257 47V46H255ZM63 48V49H64ZM115 48V47H114ZM124 48V47H123ZM127 48H130V47H126L125 49ZM140 48V47H139ZM138 48V49H139ZM142 48V47H141ZM235 48V47H234ZM234 48H231V49H234ZM11 49V48H9ZM18 49V50H19ZM76 49V48H75ZM89 49V48H88ZM121 49V48H120ZM131 49V48H130ZM154 49V48H152ZM192 49V48H191ZM203 49V48H202ZM251 49V47H250ZM13 50V49H11ZM64 50H67V49H64ZM117 50V49H116ZM119 50V49H118ZM196 50V49H195ZM257 50V49H256ZM70 51V50H69ZM100 51V50H99ZM98 51V52H99ZM113 51V50H112ZM111 51V52H112ZM135 51H137V49H135ZM142 51V50H141ZM251 51V50H250ZM66 52V51H65ZM109 52V51H108ZM118 52V51H117ZM139 52V51H137ZM146 52V51H145ZM148 52V51H147ZM158 52V51H157ZM235 51H233V54H234ZM53 53V54H54ZM72 53V51H71ZM127 54H129V49H127L126 51ZM159 53V52H158ZM182 53V52H181ZM198 53V52H197ZM98 54V53H97ZM96 54V55H97ZM103 54V53H102ZM101 54V55H102ZM110 54V53H109ZM112 54V53H111ZM144 54V53H143ZM150 54V53H149ZM154 54H155V51H154ZM186 53H184L185 55ZM29 55V54H27ZM26 55V56H27ZM58 55V56H57ZM69 55V54H68ZM114 55V54H112ZM152 55V54H151ZM151 55H149L151 57ZM183 55V58L185 57ZM198 55V54H197ZM237 55V54H236ZM244 55V54H243ZM250 55V54H249ZM248 55V56H249ZM252 55V53H251ZM16 56V55H15ZM24 56V57H26ZM54 56V55H53ZM71 56V55H70ZM69 56V57H70ZM118 56V55H117ZM155 56V55H154ZM160 56V55H159ZM176 56V55H174ZM182 56V55H181ZM190 56V55H189ZM193 56V55H192ZM194 56H196L194 54ZM245 56V55H244ZM14 57V56H13ZM12 57V59H13ZM17 57V56H16ZM15 57V58H16ZM43 57V58H44ZM99 57V56H98ZM110 57V56H109ZM120 57V56H119ZM164 57V56H163ZM207 57V56H206ZM250 57V56H249ZM247 57V58H249ZM48 58H50L48 56ZM71 58V57H70ZM75 58V56H74ZM107 58V57H106ZM153 58V57H152ZM177 58V57H176ZM180 58V57H179ZM240 58V57H239ZM252 58V57H251ZM250 58V59H251ZM8 59V58H7ZM53 59V57H52ZM121 59V58H120ZM155 59V58H154ZM152 59V60H154ZM166 58L164 57V60L163 62H166L165 60ZM178 59V58H177ZM188 59V58H186ZM190 59V58H189ZM241 59V58H240ZM14 60V59H13ZM42 60V59H41ZM40 60V61H41ZM66 60V59H65ZM106 60V59H105ZM115 60V59H114ZM156 60H159L156 58ZM155 60V61H156ZM181 60V59H180ZM205 60V59H204ZM52 61V60H51ZM73 61V60H72ZM84 61V62H85ZM117 61V60H116ZM161 61V60H160ZM191 61V60H190ZM196 60H194L193 62H195ZM11 62V61H10ZM16 62V61H15ZM76 62V61H75ZM83 62V63H84ZM106 62V61H105ZM162 62V61H161ZM174 62V61H173ZM198 62V61H196ZM204 62V61H201V63ZM206 62V61H205ZM209 62V61H208ZM207 62V63H208ZM231 62V61H230ZM234 62V61H233ZM237 62V61H236ZM239 62V61H238ZM247 62V63H250V64H253V62H250V61H244V63ZM257 62V61H256ZM82 63V62H81ZM110 63V62H109ZM113 63V61H112ZM115 63V62H114ZM119 63V62H118ZM157 63V61H156ZM180 63V62H179ZM178 63V64H179ZM188 63V62H186ZM185 63V64H186ZM200 63V64H201ZM213 63V62H212ZM264 63V62H263ZM69 64V63H68ZM111 64V63H110ZM151 65V63H149ZM148 64V65H149ZM158 64V63H157ZM156 64V65H157ZM164 65V63H162ZM176 64V62H175ZM174 64V66H175ZM211 64V63H210ZM208 64V65H210ZM241 64V63H240ZM9 65V64H8ZM90 65V64H88ZM93 65V66H94ZM119 65V64H118ZM160 65V64H159ZM180 65V64H179ZM196 65V64H195ZM213 65V64H212ZM222 65V64H221ZM260 65V64H258ZM11 66V64H10ZM38 66V65H37ZM84 66V65H83ZM92 66V67H93ZM106 66H107V63H106ZM120 66V65H119ZM161 66V65H160ZM159 66V67H160ZM183 66V65H181ZM211 66V65H210ZM230 66V65H229ZM234 66V65H233ZM247 66V65H246ZM261 66V65H260ZM264 66V65H263ZM18 67V66H17ZM16 67V68H17ZM31 67V66H30ZM36 67V66H35ZM34 67V68H35ZM90 67V66H89ZM112 67V66H111ZM158 67V68H159ZM165 67V66H164ZM173 67V66H172ZM178 67V66H177ZM187 67V66H185ZM201 67V66H200ZM225 67V66H224ZM37 68V67H36ZM58 68L61 69V71H58ZM88 68V67H87ZM106 68V67H105ZM104 68V69H105ZM143 68V67H142ZM147 68V66H146ZM150 68V67H149ZM157 68V69H158ZM189 67L186 68V70L188 69ZM196 68V67H195ZM211 68V67H209ZM219 68V67H218ZM19 69V68H18ZM115 68L113 69H105L107 71H111L114 70ZM153 69V67H152ZM156 69V68H155ZM163 69V67H162ZM165 69V68H164ZM169 69V68H168ZM180 69V68H179ZM192 69V68H191ZM197 69V68H196ZM214 69V68H213ZM217 69V67L215 68V70ZM220 69V68H219ZM250 69V68H249ZM159 70V69H158ZM185 70V69H183ZM189 70V69H188ZM198 70V69H197ZM211 70V69H210ZM218 70V69H217ZM43 71V70H42ZM117 71V70H115ZM152 71V70H151ZM153 71H157V70H153ZM152 71V72H153ZM160 71V70H159ZM173 71V70H172ZM178 71V70H177ZM181 71V70H180ZM180 71H178L177 73H179ZM222 71V70H221ZM230 71V70H229ZM264 71V69H263ZM38 72V71H37ZM49 71H47L48 73ZM114 72V71H113ZM122 72V71H120ZM147 72V71H146ZM158 72V71H157ZM201 72V73H200ZM199 73L200 74H204L202 71H200ZM215 72V71H214ZM213 72V73H214ZM238 72V71H237ZM39 73V72H38ZM118 73V71H117ZM150 73V72H149ZM156 73V72H155ZM162 73V72H161ZM192 73V72H191ZM196 73V71H195ZM231 73V72H230ZM263 73V72H262ZM41 74V73H40ZM43 74V72H42ZM41 74V75H42ZM51 74V73H50ZM53 74V73H52ZM157 74V73H156ZM166 74V73H165ZM170 74V73H169ZM175 74V73H174ZM185 74V73H184ZM194 74V73H192ZM233 74V73H232ZM63 76V74H61ZM60 75V76H61ZM90 75V74H89ZM188 75V74H187ZM190 75V74H189ZM198 75V74H197ZM201 75V76H202ZM211 75V74H210ZM223 75V74H222ZM264 75V74H263ZM45 76V75H44ZM51 76V75H50ZM122 78L123 77H127L125 81L129 82L131 85H133L134 87H138V88H143L145 90L146 88V84L149 86V88L151 87L152 90L151 92L155 95L156 93L159 95L161 93H158L159 92H163V87L161 86V83L158 81V80H155L154 82H148L149 79H147L148 81H146L143 77L140 78L139 76V72L137 70H129L128 72H125V73H122L121 74ZM147 76H152V73L151 75H147ZM155 76V75H154ZM158 76V75H156ZM155 76V77H156ZM173 76V75H172ZM176 76V75H175ZM174 76V77H175ZM192 76V75H191ZM209 76V75H208ZM219 76V75H218ZM221 76V75H220ZM231 76V75H230ZM239 76V75H238ZM43 77V76H42ZM47 77V76H46ZM54 77V76H53ZM159 77V76H158ZM157 77V78H158ZM161 77V76H160ZM165 77V76H164ZM196 77V76H195ZM203 77V76H202ZM214 77V76H213ZM262 77V76H261ZM55 78V77H54ZM58 78V77H57ZM56 78V79H57ZM147 78V77H146ZM154 78V77H153ZM156 78V79H157ZM168 78V76H167ZM166 78V79H167ZM197 78V77H196ZM204 78V77H203ZM209 78V77H208ZM218 78V77H217ZM226 78V76H225ZM238 78V77H237ZM63 79H66V77H62L60 78L59 77V80H63ZM85 82V86L83 87V85H81V87H78V84H76L75 86V81H81ZM95 79V80H94ZM155 79V78H154ZM187 80V78H185ZM199 79V78H198ZM206 79V78H205ZM216 79V78H215ZM223 79V78H222ZM231 79V78H229ZM228 79V80H229ZM235 79V78H234ZM233 79V80H234ZM90 80V81H88ZM94 80V81H92ZM120 80V79H119ZM161 80V79H160ZM176 80V79H175ZM190 80H193V79H190ZM201 79H199L200 81ZM204 80V79H203ZM202 80V81H203ZM100 81H103V83H99ZM171 81V80H170ZM169 81V82H170ZM189 81V78L187 80V83ZM194 81V80H193ZM198 81V82H199ZM219 81V80H218ZM223 81V80H222ZM89 83L90 85H87L86 86V83ZM123 82V81H122ZM191 82V81H190ZM196 82V81H195ZM224 82V81H223ZM226 82V81H225ZM229 82V81H228ZM257 82V81H256ZM37 83V82H36ZM58 87L57 89H60L62 90L61 88H63V84L60 83V82H54ZM65 83V82H64ZM77 83V82H76ZM80 83V82H78ZM82 83V82H81ZM168 83V81L166 82ZM193 83V82H192ZM197 83V82H196ZM264 83V82H263ZM175 84V83H174ZM181 84V83H180ZM185 84V83H184ZM190 84V83H189ZM188 84V85H189ZM209 84V83H208ZM219 84V83H217ZM221 84V83H220ZM230 84V83H229ZM225 85V84H224ZM55 86V85H54ZM71 86V87H72ZM161 86V87H160ZM166 85H164L165 87ZM177 86V85H176ZM199 86V85H198ZM204 86V85H203ZM216 86V85H215ZM38 87V86H37ZM66 87V86H65ZM200 87H201V84H200ZM205 87V86H204ZM204 87L202 89H204ZM248 87V86H247ZM260 87V86H259ZM150 88V89H151ZM157 88V89H156ZM214 88V87H213ZM228 88V87H227ZM245 88V87H244ZM40 89V88H39ZM73 89V88H72ZM142 89V90H143ZM148 89V88H147ZM146 89V90H147ZM149 89V90H150ZM162 89V90H161ZM172 89V88H171ZM201 89V88H200ZM212 89V88H211ZM232 89V88H230ZM234 89V88H233ZM64 90V89H63ZM139 90V89H138ZM143 90V91H144ZM148 90V91H149ZM210 90V89H209ZM224 90V89H223ZM141 91V89L139 90ZM174 91V90H173ZM204 91V90H203ZM212 91V90H211ZM218 91V90H217ZM222 91V90H221ZM220 91V92H221ZM235 91V90H234ZM79 92V91H78ZM123 92V91H122ZM202 92V91H201ZM206 92V90H205ZM208 92V91H207ZM214 92V91H213ZM228 92V90H227ZM230 92V91H229ZM36 93V92H35ZM150 93V94H152ZM209 93V92H208ZM211 93V92H210ZM216 93V92H215ZM226 93V91L224 92ZM232 93V92H230ZM235 93V92H234ZM129 94V93H128ZM205 94V93H204ZM207 94V93H206ZM205 94V95H206ZM219 94V93H218ZM222 93H220L219 95H221ZM62 95V94H61ZM68 95V94H67ZM93 95V94H92ZM143 95V93H142ZM234 95V94H233ZM236 95V94H235ZM58 96V95H57ZM66 96V95H65ZM153 96V95H152ZM209 96V95H208ZM228 96V95H227ZM42 97V96H41ZM67 97V96H66ZM69 97V96H68ZM89 97V96H88ZM96 97V96H95ZM93 96V98H95ZM204 97V96H203ZM210 97V96H209ZM225 97V96H224ZM230 97V96H229ZM59 98V97H57ZM142 98V97H141ZM146 98V97H145ZM150 98V97H149ZM174 98V97H173ZM201 97H199L200 99ZM208 98V97H207ZM215 98V96L213 97V99ZM222 98V97H221ZM42 99V98H41ZM50 99V98H49ZM54 99V97H53ZM70 99V98H69ZM72 99V98H71ZM81 99H83L81 101ZM138 99V100H137ZM156 99V97H155ZM167 99V98H166ZM194 99V98H193ZM202 99H205V98H202ZM226 99V98H224ZM52 100V99H51ZM80 100V101H79ZM142 100V99H140ZM154 100V99H153ZM152 100V102H153ZM164 100V99H163ZM192 100V99H191ZM212 100V99H211ZM222 100V99H221ZM229 100V98H228ZM233 100V99H232ZM67 101H69L67 99ZM71 101V100H70ZM69 101V102H70ZM103 101V100H102ZM158 101V100H157ZM189 101V100H188ZM198 101V99H197ZM204 101V100H203ZM201 101V103L203 102ZM206 101V100H205ZM210 101V100H209ZM219 101V100H218ZM242 101V100H241ZM149 104L150 101H148ZM191 102V101H190ZM221 102V101H220ZM224 102V101H223ZM234 102V101H233ZM98 103V101H97ZM102 104L104 102H101ZM169 103V102H168ZM206 104V102H204ZM203 103V104H204ZM226 103H227V100H226ZM225 103V104H226ZM232 103V102H231ZM101 104V105H102ZM143 104V103H142ZM148 104V105H149ZM192 104V102L190 103ZM198 104V103H197ZM196 104V105H197ZM205 104L203 105V107L201 109L204 108ZM208 104V102H207ZM224 104V103H223ZM228 104V103H227ZM233 104V103H232ZM235 104V103H234ZM123 105V107H122ZM202 105V104H201ZM200 105V106H201ZM219 105V104H218ZM229 105V104H228ZM145 106V105H144ZM182 106V105H181ZM195 106V105H193ZM209 106V108L211 109V111H215L217 109V107L214 105V103L212 104H208L207 107ZM224 106V105H223ZM236 106V105H235ZM239 106V105H238ZM4 107V109H3ZM92 107V106H91ZM167 106H165L166 108ZM219 107V106H218ZM231 107V106H230ZM229 107V108H230ZM241 107V106H240ZM76 108V107H75ZM96 108V107H95ZM94 108V109H95ZM99 108V107H98ZM149 108V107H148ZM151 108V107H150ZM153 108V107H152ZM175 108V107H174ZM232 108V107H231ZM234 108V107H233ZM232 108V109H233ZM100 109V108H99ZM105 109V110H106ZM169 109V108H168ZM185 109V108H184ZM227 109V108H226ZM128 110V111H127ZM132 110V111H131ZM148 110V109H147ZM150 110V109H149ZM164 110V109H163ZM199 110V109H198ZM204 110V109H203ZM225 110V109H224ZM234 110V109H233ZM238 110V109H237ZM77 111V112H79ZM170 111V110H169ZM227 111V110H225ZM224 111V112H225ZM236 111V110H235ZM239 111V110H238ZM75 111V113H77ZM131 112V113H130ZM196 112V111H195ZM220 112V111H219ZM240 112V111H239ZM46 113H49L50 115H52V118L50 120H47V117H49V114H46ZM83 113V111H82ZM110 113V112H109ZM108 113V114H109ZM114 113H115V110H114ZM124 113V112H123ZM147 113V112H146ZM160 113V112H159ZM176 113V112H175ZM192 113V111H191ZM205 113L207 114H210V112L206 109L205 107ZM231 113V112H229ZM237 113V112H236ZM84 114V113H83ZM87 114V113H86ZM98 114V112H97ZM102 114V113H101ZM107 114V115H108ZM167 114V113H166ZM182 114V113H181ZM196 114V113H194ZM232 114V113H231ZM262 114V113H261ZM43 115H46V123L44 124H40L38 127H40L41 129L43 127L45 132L48 133L49 132V135H46V134H43V133H40V131L38 130V133H32V134H27V136H25L22 131L18 132V133H15V130L12 128L14 127V125H19L21 127H23L24 129H27V131L31 130V132L33 131L32 129V125H34V123L36 122H39L40 119L42 118ZM82 115V114H80ZM147 115V116H146ZM198 115V114H197ZM202 115V114H201ZM238 115V114H237ZM30 116H36L34 119L31 118ZM96 116V115H95ZM98 116V115H97ZM182 116V115H181ZM186 116V115H185ZM210 116V115H209ZM213 116V114H212ZM211 116V117H212ZM230 116H233V115H230ZM92 117V116H91ZM90 117V118H91ZM94 117V116H93ZM100 117H102L100 115ZM196 117V115H195ZM199 117V116H198ZM221 117V115L219 116ZM255 117V116H254ZM50 118V117H49ZM48 118V119H49ZM85 117H83L84 119ZM103 118V117H102ZM165 118V117H164ZM169 118V117H168ZM182 118V117H181ZM207 118V117H206ZM218 118V117H217ZM245 118V117H244ZM82 119V120H83ZM88 119V118H87ZM106 119V118H104ZM104 119H102L101 121H103ZM114 119V118H113ZM178 119V118H177ZM190 119V118H189ZM202 119V118H201ZM210 119V118H209ZM208 119V120H209ZM219 119V118H218ZM223 119V118H222ZM234 119V118H233ZM3 120V121H4ZM92 120V119H91ZM169 120V119H168ZM182 120V119H181ZM204 120V118H203ZM201 120V121H203ZM230 120V119H229ZM228 120V121H229ZM247 120V119H246ZM257 120V119H256ZM1 121V120H0ZM89 121V120H88ZM97 121H98V118H97ZM172 121V120H171ZM180 121V120H179ZM186 121V120H185ZM220 121V120H219ZM225 123V124H231L230 122ZM238 121V120H237ZM169 122V121H167ZM195 122V121H194ZM211 122V121H210ZM232 122V121H231ZM254 122V121H253ZM72 123V125H70ZM86 123V122H85ZM88 123V122H87ZM86 123V124H87ZM91 123V122H90ZM123 123V122H122ZM171 123V122H170ZM214 123V122H213ZM233 123V122H232ZM239 123L241 124L242 121ZM244 123V122H243ZM93 124V123H91ZM91 124H88V126L90 125L91 127ZM96 124V123H95ZM124 124V123H123ZM205 124V123H204ZM215 124V123H214ZM239 124V125H240ZM246 124V123H245ZM35 125H38V124H35ZM175 125V124H174ZM179 125V124H178ZM187 125V124H186ZM195 125V124H194ZM207 125V124H206ZM210 125V124H209ZM212 125V124H211ZM234 125V124H233ZM238 125V124H237ZM238 125V127H239ZM84 126V125H83ZM87 126V127H88ZM185 126V124H184ZM208 126V125H207ZM214 126V125H213ZM216 126V125H215ZM218 126H219V123H218ZM218 126H216L218 128ZM232 126V125H231ZM236 126V125H235ZM245 126H252V125H244L242 127L245 128ZM264 126V125H262ZM35 127V126H33ZM86 127V128H87ZM202 129L205 128V125L202 124ZM241 127V126H240ZM253 127V126H252ZM251 127V128H252ZM79 128V127H77ZM89 128V127H88ZM87 128V130H88ZM125 128H127L128 132L132 135V136H128L125 132ZM220 128V127H219ZM230 128V127H229ZM232 128V127H231ZM92 129V128H91ZM90 129V130H91ZM94 129V131H95ZM178 129V128H177ZM200 129V127H199ZM224 129V128H223ZM235 129V128H234ZM238 129V128H237ZM243 129V128H242ZM246 129V128H245ZM244 129V130H245ZM256 129V128H254ZM264 129V128H263ZM48 132H47V131ZM82 132L84 129H81ZM86 130V131H87ZM206 130V129H205ZM204 130V131H205ZM209 130V129H208ZM217 130V129H216ZM226 130V129H225ZM243 130V131H244ZM36 131V130H34ZM213 131V130H212ZM232 131V130H231ZM229 131V132H231ZM233 131H236V130H233ZM238 131V130H237ZM248 131V130H247ZM30 132V131H29ZM96 132V136H97V133ZM198 132V131H197ZM202 132V131H200ZM216 132V131H214ZM223 132V131H222ZM245 132V131H244ZM262 132V131H261ZM199 133V132H198ZM235 133V132H234ZM247 133V132H246ZM8 134H10V136H8ZM207 134V132H206ZM245 134V133H244ZM249 134V133H248ZM247 134V135H248ZM50 135L53 136V139H51ZM188 135V134H187ZM213 135V134H212ZM224 136L220 137V138H217V139H221L223 140L222 141V144L223 142L225 141V143L229 144L231 141H233L232 143L234 144V147L235 145L240 148H242V152L245 154L247 152H250V148L246 149L245 147L248 146V143L247 146L244 147L243 145V138L238 135L237 136V133L236 135L234 134V136H228V135H225L223 134ZM233 135V134H231ZM251 135V134H250ZM253 135V134H252ZM37 136L38 140L40 141V144H38V142H34L32 137H35ZM194 136V135H193ZM193 136H190L191 138ZM200 136V135H199ZM217 136V134H216ZM216 136H211V137H216ZM254 136V135H253ZM123 139H122V138ZM244 137V136H243ZM249 137V136H248ZM255 137V136H254ZM100 138V137H98ZM209 138V137H208ZM250 138V137H249ZM94 139V138H93ZM157 139H160V146H157V148L155 147V144H157ZM206 139V138H205ZM204 139V140H205ZM247 139V138H246ZM115 140H117V145H115ZM215 140V139H213ZM255 140V139H254ZM261 140V139H260ZM209 141V140H208ZM94 142V140H93ZM98 142V141H97ZM96 142V143H97ZM207 142V140L205 141ZM214 142V141H213ZM221 143V141H219ZM245 142V141H244ZM250 142H252V140H250ZM249 142V145H251ZM210 143V142H209ZM212 143V142H211ZM210 143V144H211ZM218 143V142H217ZM218 143V144H220ZM215 144V143H214ZM232 144V145H233ZM63 145V146H61ZM133 145V146H134ZM258 145V144H257ZM52 146V147H50ZM208 146V144H207ZM213 147H215L214 145H211ZM227 146V145H226ZM225 146V147H226ZM252 146H253V142H252ZM250 146V147H252ZM98 147V146H97ZM195 149L196 147L193 146ZM210 147V145H209ZM212 147V148H213ZM219 147V146H218ZM232 147V146H231ZM238 147H237V150H238ZM255 147V146H254ZM193 148V149H194ZM208 148V147H207ZM212 148L210 150H212ZM222 148V147H220ZM253 148V147H252ZM194 149V150H195ZM201 149V148H200ZM217 149V148H216ZM229 149V148H228ZM226 149V150H228ZM55 150V149H54ZM57 150V152H58ZM209 150V151H210ZM223 151L225 149H222ZM254 150V148H253ZM256 150V149H255ZM259 150V149H258ZM71 151V153H70ZM103 151V150H102ZM103 151V152H105ZM181 151V152H182ZM196 151V150H195ZM198 151V150H197ZM202 151V149H201ZM208 151V152H209ZM215 151V150H214ZM218 151V150H217ZM217 151L216 154H217ZM220 151V150H219ZM218 153H222L221 151ZM78 153V155H75L73 156L72 154H75ZM137 152V151H136ZM148 152V151H147ZM193 152V151H191ZM204 152V151H203ZM207 152V151H206ZM207 152V153H208ZM225 152V151H224ZM9 153V154H10ZM170 153V152H169ZM184 153V152H183ZM185 153V154H186ZM190 153V152H189ZM194 153V152H193ZM211 153V152H210ZM226 153V152H225ZM230 152H228L229 154ZM254 153V152H253ZM256 153V152H255ZM261 153H263L261 151ZM192 154V153H191ZM199 154V153H198ZM200 154L202 155V152H200ZM205 154V153H204ZM214 153H212V157L214 156L213 155ZM224 154V153H223ZM227 154V153H226ZM239 154V153H238ZM241 154V152H240ZM249 154H252V152H250ZM11 155V154H10ZM101 155V153H100ZM103 155V154H102ZM143 155V154H142ZM182 155V153H181ZM184 155V154H183ZM232 155V152L231 154ZM235 155V154H234ZM254 155V154H253ZM173 156V155H172ZM178 156V155H177ZM200 156V155H199ZM221 156V155H220ZM233 156V155H232ZM231 156V158H232ZM242 156V155H241ZM259 156H261V154H259ZM264 156V155H263ZM4 157V158H3ZM102 157V156H101ZM105 157V156H104ZM187 157V156H186ZM192 157V156H190ZM189 157V159H190ZM216 157V156H215ZM229 157V155H228ZM237 157V156H236ZM257 156L254 155L253 159H255ZM65 158V157H63ZM110 158V157H109ZM128 158V157H127ZM126 158V160L124 161H128ZM182 158V157H181ZM204 158V157H203ZM227 158V157H226ZM244 158V156L242 157ZM251 158V157H250ZM264 158V157H263ZM60 159V157H59ZM67 159V158H66ZM111 159V158H110ZM130 159V158H129ZM168 159V158H167ZM177 159H179L177 157ZM205 159V158H204ZM216 160H218V158H215ZM221 159V158H219ZM233 159V158H232ZM238 159V158H237ZM236 159V161H237ZM241 159V158H240ZM247 159V158H246ZM244 159V160H246ZM68 160V159H67ZM90 160V159H89ZM140 160V158H139ZM138 160V161H139ZM171 160L174 161V159H172L171 157ZM199 160V159H198ZM208 160V159H207ZM235 160V159H234ZM256 160V159H255ZM29 161V162H28ZM97 161V160H96ZM104 161V160H103ZM106 161H108V158H106ZM141 161V160H140ZM155 161V160H154ZM157 161V160H156ZM170 161V160H169ZM176 161V160H175ZM179 160H177L178 162ZM195 161V159H194ZM212 161V160H211ZM235 161V162H236ZM243 161V160H242ZM91 162V161H90ZM89 162V163H90ZM168 162V161H167ZM181 162V161H180ZM192 162V164L190 163ZM196 162V161H195ZM206 162V161H205ZM229 162V161H228ZM234 162V161H233ZM249 162V161H248ZM246 162V163H248ZM261 162V161H260ZM14 163V164H13ZM39 163H42V162H39ZM101 163V162H100ZM104 163V162H103ZM201 163V162H199ZM245 163V164H246ZM259 163V162H258ZM263 163V161H262ZM15 164H19L18 167L16 168L15 167ZM57 164V163H56ZM95 164V163H94ZM99 164V163H97ZM107 164V162H106ZM109 164V163H108ZM113 164V163H112ZM131 164V165H130ZM176 164V163H175ZM202 164V163H201ZM212 164V163H211ZM209 164V166L211 165ZM220 164V165H219ZM230 164V163H229ZM236 164V163H235ZM250 164V163H249ZM252 164V163H251ZM96 165V164H95ZM102 165V164H101ZM140 165V164H139ZM172 165V164H171ZM178 165V164H177ZM199 165V164H198ZM219 165V166H217ZM237 165V164H236ZM242 165H244L242 163ZM66 166V167H64ZM104 166V165H103ZM142 166V164H141ZM208 166V164H207ZM232 166V165H231ZM238 166V165H237ZM247 166V164H246ZM172 167V166H171ZM212 167V166H211ZM226 167V166H225ZM228 167V166H227ZM236 167V166H235ZM252 167V166H251ZM263 167V166H261ZM44 168V167H43ZM43 168L41 169L43 171ZM59 168V169H60ZM97 168V166H96ZM111 168L108 166V169ZM139 168V167H138ZM150 168V167H149ZM233 168V167H232ZM231 168V169H232ZM3 169V168H2ZM100 169V168H99ZM103 169V168H102ZM104 169H105V166H104ZM112 169V168H111ZM141 169V168H140ZM202 170V172L199 174V170ZM248 169V168H247ZM137 170V169H136ZM239 170V169H237ZM254 170V169H253ZM258 170V169H257ZM3 171V170H2ZM45 171V170H44ZM103 171V170H102ZM106 171V170H105ZM126 171V172H125ZM179 171H184L186 174H188V179H186L185 177L181 176ZM205 171V173H204ZM39 172V171H38ZM55 173H58V175L56 176ZM104 172V171H103ZM107 172V171H106ZM239 172V171H238ZM252 172V171H251ZM256 172V171H255ZM96 173V172H95ZM110 173V172H109ZM112 173V172H111ZM110 173V174H111ZM237 173V171H236ZM44 174V173H43ZM98 174H100L98 172ZM184 174V173H182ZM238 174V173H237ZM235 174V175H237ZM250 174V172H249ZM254 174V173H253ZM260 174V173H259ZM103 175V174H102ZM100 176V175H98ZM107 176L110 177V175L107 174ZM113 178L115 175H111ZM256 176V174H255ZM254 176V177H255ZM259 176V175H258ZM257 176V179L259 178ZM263 176V175H261ZM46 177V176H45ZM240 177V176H239ZM7 178V179H6ZM101 178V177H100ZM104 178V177H103ZM160 178H161V181H160ZM206 178H210V180H216L218 183H220L219 186H221V188L218 190L217 188H210V187H207L203 180H205ZM216 178V179H215ZM242 178V177H241ZM245 178V177H244ZM111 179V178H110ZM197 179V180H195ZM199 179V181H198ZM232 179V178H231ZM251 179V178H250ZM254 179V178H252ZM39 180V181H40ZM106 180V179H105ZM113 180V179H112ZM238 180V179H237ZM236 180V181H237ZM262 180V179H261ZM264 180V179H263ZM195 182L194 184H192V182ZM233 181V180H231ZM235 181V180H234ZM234 181L230 183V187H234ZM239 181V180H238ZM253 181V180H252ZM256 181V180H255ZM259 181V180H258ZM35 182V181H34ZM38 182V181H37ZM43 182H46V181H42V184H45ZM114 182V181H113ZM112 182V183H113ZM139 182V181H138ZM176 183V186L174 185ZM198 182H199V186H198ZM203 182V184L201 185V183ZM216 182V184H217ZM243 182V181H242ZM31 183V182H29ZM39 183V182H38ZM48 183V182H47ZM46 183V184H47ZM57 183V185H58ZM172 183H174L173 187H172ZM238 183V182H237ZM236 183V184H237ZM240 183V182H239ZM244 183V182H243ZM262 183V182H260ZM35 184V183H34ZM53 184V183H52ZM107 184V183H106ZM209 184V183H208ZM241 184V183H240ZM247 184V183H246ZM253 184V183H252ZM49 185V184H48ZM192 185V186H191ZM264 185V184H263ZM7 186H10L11 190L13 189L15 194L11 195L10 194V190L7 189ZM43 186V185H42ZM64 186V185H63ZM129 186H135L137 189L141 190V192H144L146 193V196L145 197H141L140 199L136 198V199H132L130 198V187ZM211 186V185H210ZM50 187V186H49ZM66 187V188H67ZM236 187H234L236 189ZM262 187V186H261ZM56 188V187H55ZM60 188V187H59ZM65 188V190H66ZM115 188V187H114ZM123 188V189H122ZM233 188V189H234ZM44 189V188H43ZM48 189V188H47ZM78 189V190H79ZM135 189V188H134ZM230 189V188H229ZM232 189V188H231ZM230 189V190H231ZM53 190V189H52ZM64 190V191H65ZM68 190V189H67ZM70 190V192H71ZM77 190V191H78ZM114 190V189H113ZM117 190V189H116ZM115 190V191H116ZM236 190V191H237ZM29 191V193H30ZM47 191V190H46ZM120 192V190H118ZM117 191V192H118ZM179 191V192H178ZM228 191V190H227ZM48 192V191H47ZM85 193H87L86 191H84ZM91 192V191H90ZM98 192V191H97ZM113 192V191H112ZM116 192V193H117ZM30 193V194H31ZM61 193V191H60ZM74 193V191L72 192ZM92 193V192H91ZM115 193V194H116ZM32 194V195H33ZM43 196H42V195ZM66 194V193H65ZM113 194V193H112ZM237 194V193H236ZM10 195V196H9ZM73 195V194H72ZM75 195V194H74ZM119 195V194H118ZM133 195V194H132ZM233 195V194H232ZM238 195V194H237ZM2 196V197H1ZM78 195H76V198H77ZM230 196V195H229ZM66 197V196H65ZM70 197V195L68 196ZM72 197V196H71ZM70 197V198H71ZM115 197V196H114ZM120 197V196H119ZM236 197V195H235ZM239 197V196H238ZM33 198V197H32ZM54 198V197H53ZM60 198V197H59ZM74 198V197H73ZM52 199V198H51ZM85 199V198H84ZM89 199V198H88ZM91 199V198H90ZM103 199V198H101ZM236 199V198H235ZM241 199V198H240ZM42 200V199H41ZM67 200V199H65ZM86 200V199H85ZM8 201V200H7ZM56 202H59L57 201V198L55 199ZM69 201V200H67ZM73 201V200H72ZM78 201V200H76ZM76 201L74 203H76ZM12 202V201H10ZM39 202V201H38ZM44 202V201H43ZM84 202V201H83ZM126 202H129V204H127V207L123 206V204H125ZM40 203V202H39ZM78 203V202H77ZM81 203V202H80ZM87 203V200L86 202ZM1 204V203H0ZM49 204V203H48ZM48 204H46V206H49ZM90 204V203H89ZM93 204V203H92ZM40 205V204H39ZM56 205V204H55ZM68 205V204H67ZM83 205V204H82ZM45 206V207H46ZM62 206V205H61ZM64 206V205H63ZM84 206V205H83ZM104 206H110L112 209H114L115 213H119L118 214V217L115 218L113 217V215H111L110 213L108 212H105L107 213V215H105V217L103 216V219H101L100 217L103 215V212L105 211L104 209ZM50 207V206H49ZM57 207V205H56ZM60 206H58L59 208ZM52 208V207H51ZM58 208L56 209L57 211ZM61 208V207H60ZM59 208V209H60ZM64 208V207H63ZM74 208V207H73ZM87 206L85 207V210H86ZM93 208V207H92ZM127 209L126 211L124 209ZM253 208H256L257 210H255V214H251L250 211L253 210ZM53 209V208H52ZM69 209V208H68ZM83 209V208H82ZM61 210V209H60ZM64 210V209H63ZM67 210V209H65ZM71 210V209H70ZM123 210V212H122ZM68 211V210H67ZM79 211V210H78ZM141 211V214L138 216L137 215V212ZM56 212V211H55ZM63 212V211H62ZM92 212V211H91ZM112 212V211H111ZM27 213V211L25 212ZM61 213V212H60ZM65 213V212H64ZM76 213V212H75ZM113 213V212H112ZM67 213H65L66 215ZM69 214H72L71 212ZM60 215V214H59ZM64 215V214H63ZM74 215V214H73ZM95 215V214H93ZM188 215H190L189 217H194L193 218V221H190L191 219H189V223L187 224V221L184 220V217L187 218ZM70 216V215H69ZM63 217V216H62ZM26 218V217H25ZM29 218V217H28ZM60 218H61V215H60ZM30 219V218H29ZM64 219V217L62 218ZM68 219V218H67ZM67 219H66V222H67ZM74 219V218H73ZM27 220V218H26ZM75 220V219H74ZM73 220V221H74ZM31 221V222H32ZM77 220H75L76 222ZM86 221V220H84ZM83 221V222H84ZM97 221V222H98ZM99 221V222H100ZM29 222V221H28ZM94 222V221H93ZM71 223V222H70ZM82 223V222H81ZM90 223V222H89ZM95 223V222H94ZM84 224V223H82ZM98 224V223H97ZM29 225V224H28ZM81 225V224H80ZM78 226V225H77ZM82 226V225H81ZM84 226V225H83ZM22 228V227H21ZM20 228V230H21ZM99 228V227H98ZM33 229V228H32ZM31 229V230H32ZM84 229V228H83ZM100 229V228H99ZM26 230V229H25ZM28 230V229H27ZM33 230V231H34ZM107 228L104 230L105 232ZM71 231H74L75 233H72ZM79 231V230H77ZM112 231V230H111ZM80 232V231H79ZM78 232V233H79ZM102 232V231H101ZM22 233V232H21ZM20 233V234H21ZM89 234V233H87ZM86 234V235H87ZM107 234V233H106ZM110 234V233H109ZM113 234V233H112ZM28 235V233H27ZM37 235V234H36ZM97 235V234H96ZM99 235V234H98ZM37 237V236H36ZM54 237V236H53ZM92 237V236H91ZM97 237V236H96ZM113 237V236H111ZM56 238V239H57ZM93 238V237H92ZM91 238V239H92ZM154 238H156L154 240ZM249 238V237H248ZM262 238V237H261ZM33 239V238H32ZM94 239V238H93ZM101 239V238H100ZM107 236H106V240H107ZM116 239H115V242H116ZM53 240V239H52ZM104 240V239H102ZM113 240V239H112ZM57 241V240H56ZM64 241V240H63ZM96 241V240H95ZM94 241V242H95ZM98 241V240H97ZM105 241V240H104ZM43 242V241H42ZM66 242V241H65ZM109 242V240H108ZM114 242V243H115ZM152 242H158L159 244L163 245L164 247H161V252H160V255H156L155 254V247H149V245L152 244ZM236 242V241H235ZM33 243V242H32ZM58 243V242H56ZM63 243V242H61ZM92 243V242H91ZM102 243V242H101ZM113 243V244H114ZM19 244V243H18ZM39 244V243H38ZM54 244V243H53ZM59 244V243H58ZM71 244V243H70ZM109 244V243H108ZM14 245V244H13ZM49 245V244H48ZM93 245V244H92ZM96 245V244H95ZM115 245V244H114ZM118 245V244H116ZM115 245V246H116ZM234 246V244H232ZM238 245V244H237ZM53 246V245H52ZM59 246V245H58ZM64 246V245H63ZM67 246V244L65 245ZM64 246V247H65ZM112 246V245H111ZM212 246V245H211ZM45 247V246H44ZM54 247V246H53ZM59 247H62V246H59ZM72 247V245H71ZM74 247V246H73ZM107 247V245H106ZM110 247V246H109ZM120 247V246H119ZM236 247V245H235ZM239 247V246H238ZM37 249H39L38 247H35ZM48 249V247H46ZM66 248V247H65ZM88 248V247H87ZM96 248V247H95ZM94 248V249H95ZM99 248V247H98ZM101 248V247H100ZM115 248V247H114ZM264 248V247H263ZM63 249V248H62ZM90 249V248H89ZM108 249V248H107ZM111 249V248H110ZM118 249V248H117ZM121 249V247H120ZM228 249V248H227ZM236 249V248H235ZM238 249V248H237ZM52 250V248H51ZM65 250V249H64ZM63 250V252H64ZM82 250V249H81ZM84 250V249H83ZM38 251V250H37ZM55 251V250H54ZM59 251V250H58ZM72 251V250H71ZM76 251V250H75ZM78 251V250H77ZM87 251V250H86ZM91 251V250H90ZM98 251V250H97ZM96 251V252H97ZM102 251V250H101ZM100 251V252H101ZM184 251V252H185ZM207 251V250H206ZM235 251V250H234ZM234 251L230 250L228 251L227 255L230 256V257H234L235 254H234ZM246 251V250H244ZM15 252V250H14ZM47 252H49L47 250ZM74 252V251H73ZM72 252V253H73ZM95 252V253H96ZM99 252V253H100ZM239 252V251H238ZM54 253V252H53ZM78 253H80L78 251ZM77 253V254H78ZM84 253V252H83ZM117 253V251H116ZM120 253V252H119ZM190 253V252H189ZM225 253V252H224ZM237 253V252H236ZM252 253H255V252H252ZM37 254V252L35 253ZM46 254V253H45ZM204 254V253H203ZM208 254V253H207ZM239 254V253H237ZM251 254V253H250ZM85 255V253H84ZM92 255V254H91ZM99 255V254H98ZM102 255H103V252H102ZM118 255V254H117ZM161 255H163V261L159 260L158 256L161 257ZM219 255V254H218ZM222 255V253H221ZM20 256V255H19ZM48 257V255H46ZM50 256V255H49ZM86 256V255H85ZM83 256V257H85ZM217 256V255H216ZM65 257V255L63 256V258ZM73 257V256H72ZM88 257V256H87ZM99 257V256H98ZM103 257V256H102ZM109 257V256H108ZM111 257V256H110ZM113 257V256H112ZM133 257V258H131ZM240 257V256H239ZM86 258V257H85ZM89 258V257H88ZM101 258V257H100ZM158 258V259H157ZM174 258V257H173ZM241 259H243V257H240ZM14 259V258H13ZM18 259V258H17ZM26 259V258H25ZM45 259V258H44ZM73 259V258H70V260ZM76 259V258H75ZM82 259V258H81ZM94 259H96L94 257ZM103 260V258H101ZM105 259V258H104ZM20 260V258H19ZM18 260V262H20ZM27 260V259H26ZM49 260V259H48ZM46 260V261H48ZM69 260V259H68ZM69 260V261H70ZM98 260V259H97ZM107 260V259H106ZM119 260V259H118ZM121 260V259H120ZM125 260V259H124ZM170 260H174L175 263H172ZM223 261H226V259H222ZM222 260H220L219 262L221 263ZM264 260V259H263ZM79 261V260H78ZM84 261V260H83ZM88 261V260H87ZM95 261V260H94ZM101 261V260H100ZM105 261V260H104ZM103 261V262H104ZM110 261V260H108ZM107 261V263H108ZM229 261V259H228ZM227 261V262H228ZM243 261V260H241ZM22 262V260H21ZM99 262V261H98ZM102 262V264H103ZM111 262V261H110ZM217 262V264L219 263ZM236 262V261H235ZM245 264H246V260L244 261ZM76 263V262H75ZM73 263V264H75ZM86 264V262H84ZM93 263V261L91 262ZM105 263V262H104ZM114 263V262H113ZM219 263V264H220ZM14 264H16L14 262ZM21 264V263H20ZM23 264V263H22ZM77 264V263H76ZM87 264H89V262H87ZM96 264V263H95ZM116 264V263H115ZM235 264V263H234ZM249 264V263H248Z\"/></svg>","mask_w":264,"mask_h":264}]
</instances>
